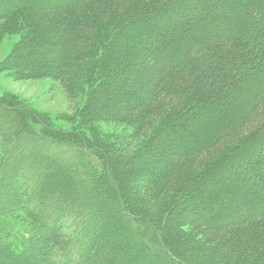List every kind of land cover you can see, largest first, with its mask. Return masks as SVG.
Returning a JSON list of instances; mask_svg holds the SVG:
<instances>
[{
    "label": "trees",
    "instance_id": "1",
    "mask_svg": "<svg viewBox=\"0 0 264 264\" xmlns=\"http://www.w3.org/2000/svg\"><path fill=\"white\" fill-rule=\"evenodd\" d=\"M0 264H264V0H0Z\"/></svg>",
    "mask_w": 264,
    "mask_h": 264
},
{
    "label": "rangeland",
    "instance_id": "2",
    "mask_svg": "<svg viewBox=\"0 0 264 264\" xmlns=\"http://www.w3.org/2000/svg\"><path fill=\"white\" fill-rule=\"evenodd\" d=\"M20 39V34H9L3 37L0 41V63L7 58ZM3 93L18 97L37 112L49 118L60 129L78 126L86 129L87 132L96 128L107 133H116V135L122 134L128 129L124 126H107L97 122L82 124L77 115L82 110L86 96L68 94L58 80L50 78L16 80L4 72H0V95Z\"/></svg>",
    "mask_w": 264,
    "mask_h": 264
}]
</instances>
